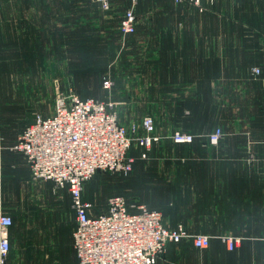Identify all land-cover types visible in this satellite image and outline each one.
Wrapping results in <instances>:
<instances>
[{"label": "rangeland", "instance_id": "1", "mask_svg": "<svg viewBox=\"0 0 264 264\" xmlns=\"http://www.w3.org/2000/svg\"><path fill=\"white\" fill-rule=\"evenodd\" d=\"M220 4L140 0L137 30L123 38L119 26L128 0H114L110 11L89 0H0V24L15 29L0 42L1 58L13 61L0 76L4 122L52 114L60 92L113 102L132 138L144 134L143 118H153L159 140L146 158L134 143L132 172H98L86 183L84 197L95 198L97 207L122 196L159 210L170 229L182 226L192 236H209L205 249L194 247L192 238L169 245L157 264L215 260L205 252L211 243L224 246L230 261H263L264 74L259 68L255 75L253 67L264 63V51L252 41L264 39V30L220 27ZM163 52L195 53L188 62L194 75L176 78L179 86L165 92L154 72L145 77ZM106 79L113 82L109 91L103 88ZM217 130L222 137L213 145ZM176 132L193 136V142L176 143ZM221 166L228 172L207 171ZM211 180L234 182L238 195L219 188L215 196L206 195Z\"/></svg>", "mask_w": 264, "mask_h": 264}, {"label": "built area", "instance_id": "2", "mask_svg": "<svg viewBox=\"0 0 264 264\" xmlns=\"http://www.w3.org/2000/svg\"><path fill=\"white\" fill-rule=\"evenodd\" d=\"M102 10L110 11L114 0H90ZM199 5L202 0H174ZM211 3L214 0H208ZM119 31L123 38L137 30L136 9L140 0H129ZM260 75L259 68L254 69ZM113 82H103L111 90ZM144 134L132 138L115 112L113 102L94 98L82 99L74 93L60 92L54 113L45 118L36 115L35 122L20 135L14 149L22 152L35 181H52L57 188H67L77 215L74 248L79 264H157L171 243L193 239L195 247L205 249L210 244L206 235H190L182 226L170 229L161 212L149 210L145 205H129L122 196L110 198L109 211L92 216L93 204L84 200V190L98 172L129 174L134 158L129 151L134 146L143 148L146 158L155 135L154 120H142ZM222 137L217 130L210 142L217 145ZM176 143H192L193 136L176 132ZM135 209V210H132ZM12 218L0 215V264H8L11 243ZM233 246V241H229Z\"/></svg>", "mask_w": 264, "mask_h": 264}, {"label": "crops", "instance_id": "3", "mask_svg": "<svg viewBox=\"0 0 264 264\" xmlns=\"http://www.w3.org/2000/svg\"><path fill=\"white\" fill-rule=\"evenodd\" d=\"M202 1L208 3V0ZM128 3H130L129 0ZM220 6H222L224 16V21H221L220 27L226 30L230 28L264 30V0H221ZM225 12L228 15H225ZM175 25L171 29H175ZM20 27L27 29L24 25H20ZM28 27L31 29V24H28ZM13 30L15 29L11 26L5 27L0 24V42L5 40L6 37L8 38L11 33L14 36ZM31 35V32L28 31V38ZM187 35L194 36L191 32ZM192 37H189V39H192ZM252 44L260 47L259 51H264L263 38L258 37L256 41L254 39ZM155 59L156 65L146 69L145 77H151L154 72L157 77V86L161 87L160 90L163 92L169 91L170 87L179 86L175 85L174 80L176 78L178 81L179 78H182L183 81L185 77L194 75L195 70H190L188 62L195 59V53L178 55L172 52H163L157 53ZM256 68H262L264 74V63L260 64V67H253V69ZM143 87L148 88L146 85H143ZM81 98L88 99V97ZM53 113L54 111L52 114L42 116L48 118ZM35 118L36 116L25 123L18 116L12 117L6 122L3 121L2 116L0 117V215L12 218L10 228L11 250L8 264H79L74 248L77 215L73 209L69 190L67 188H57L52 181L33 180L30 166L24 154L14 149L20 135L29 125L35 122ZM10 123H16L17 126H12ZM262 153H264V150ZM224 168L221 166L219 171L220 168L213 167L212 170L207 171L211 174L228 172V169L225 170ZM215 181L211 180L205 184L204 192L207 191L206 195L215 196L218 193V188L226 195L235 194L234 191L236 190L238 195V189H235L234 182ZM201 193L198 191L196 194ZM88 201L94 204L96 199L88 198ZM108 202L103 200V203H100L97 207L93 205L92 216L98 217L107 214L109 211ZM128 204L132 205L129 202ZM181 242L183 243V241ZM177 244L171 243L169 245ZM211 245L209 250L205 252L206 255H214L215 260H194L186 264H246L243 260H228L229 252L224 249V246L220 244ZM259 247H264V241H259ZM222 256L226 260H221ZM262 258V262L254 261V264H264V256Z\"/></svg>", "mask_w": 264, "mask_h": 264}, {"label": "trees", "instance_id": "4", "mask_svg": "<svg viewBox=\"0 0 264 264\" xmlns=\"http://www.w3.org/2000/svg\"><path fill=\"white\" fill-rule=\"evenodd\" d=\"M90 1V0H89ZM174 1V0H173ZM140 3V2H139ZM98 5V4H97ZM100 7V6H99ZM101 8V7H100ZM36 52V51H35ZM5 61V62H4ZM8 61V62H7ZM0 76H2L3 75V72H2V70L4 71V69H5V67H12V65L9 63V62H13V61H9V60H5V59H3V58H1V56H0ZM9 63V64H8ZM12 69V68H11ZM94 99H97V98H94ZM97 100H102V99H97ZM138 149H139V152H140V157H141V154H142V152L144 151L143 150V148H139V147H137ZM84 200H86V201H88L87 199H85V197H84ZM90 202V201H89ZM92 203V202H91Z\"/></svg>", "mask_w": 264, "mask_h": 264}]
</instances>
